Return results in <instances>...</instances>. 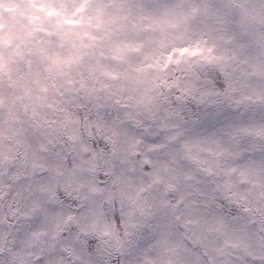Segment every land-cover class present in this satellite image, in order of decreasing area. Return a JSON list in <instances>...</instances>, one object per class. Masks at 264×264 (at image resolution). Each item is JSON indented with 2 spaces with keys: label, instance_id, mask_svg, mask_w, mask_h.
Masks as SVG:
<instances>
[{
  "label": "snow or ice",
  "instance_id": "obj_1",
  "mask_svg": "<svg viewBox=\"0 0 264 264\" xmlns=\"http://www.w3.org/2000/svg\"><path fill=\"white\" fill-rule=\"evenodd\" d=\"M26 2L62 54L0 60V264H264V0H117L100 58L110 0Z\"/></svg>",
  "mask_w": 264,
  "mask_h": 264
},
{
  "label": "rangeland",
  "instance_id": "obj_2",
  "mask_svg": "<svg viewBox=\"0 0 264 264\" xmlns=\"http://www.w3.org/2000/svg\"><path fill=\"white\" fill-rule=\"evenodd\" d=\"M115 7H109L108 3H102L95 13V21L82 26L83 30L98 32L103 39H97L93 43L96 45L97 58L99 53L111 47V41L123 24L122 15L124 5L117 0H110ZM122 6V7H121ZM51 8V5H48ZM67 7V5H65ZM55 15L50 12L49 16ZM121 18L118 23L112 22L114 18ZM73 23H79L73 21ZM95 25V27H93ZM57 28L51 23L48 17L44 16L34 3L26 0H0V40L3 46L0 47V60L8 67L15 64L17 54H22L25 58L36 61L41 57H58L62 54L60 43L56 38ZM75 48L69 51H88L81 49L80 45L88 41V37L82 35L81 30L70 34ZM15 73V69H12ZM104 68L99 64L90 66L89 74L94 80H101Z\"/></svg>",
  "mask_w": 264,
  "mask_h": 264
},
{
  "label": "trees",
  "instance_id": "obj_3",
  "mask_svg": "<svg viewBox=\"0 0 264 264\" xmlns=\"http://www.w3.org/2000/svg\"><path fill=\"white\" fill-rule=\"evenodd\" d=\"M109 7H115V5L112 3V2H109ZM122 7V6H121ZM123 17H125V15H122V19H123ZM121 21V18L120 19H118L117 17L116 18H114L113 20H112V22H116V23H118V22H120ZM118 24H121V23H118Z\"/></svg>",
  "mask_w": 264,
  "mask_h": 264
}]
</instances>
